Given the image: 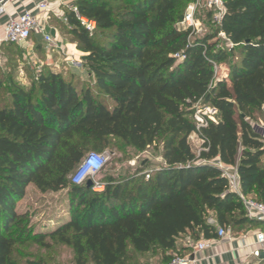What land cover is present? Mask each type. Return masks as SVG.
<instances>
[{"label":"trees","instance_id":"1","mask_svg":"<svg viewBox=\"0 0 264 264\" xmlns=\"http://www.w3.org/2000/svg\"><path fill=\"white\" fill-rule=\"evenodd\" d=\"M192 1L77 0L79 16L96 24L91 34L71 10L62 20L49 18L74 39L95 93L89 86L78 93L53 69L30 73L19 65L24 51L3 46L0 63L9 68L0 70V264H49L42 255H21L28 243L69 247L74 264H168L181 257V238L196 244L216 239L217 227L234 236L263 227L215 164L236 168L241 193L264 204V0H224L219 26L204 11L208 33L188 42L176 25ZM214 64L228 73L218 77ZM199 106L217 113L197 130ZM192 135L201 142L197 153ZM116 142L138 153L160 147L162 163L106 176L101 193L72 183L86 156ZM29 185L67 190L70 220L36 234L28 214L15 210Z\"/></svg>","mask_w":264,"mask_h":264},{"label":"rangeland","instance_id":"2","mask_svg":"<svg viewBox=\"0 0 264 264\" xmlns=\"http://www.w3.org/2000/svg\"><path fill=\"white\" fill-rule=\"evenodd\" d=\"M205 0H202L199 3L198 8V18L202 20L203 30L200 37L206 35L209 31V27L207 24L203 22L204 11L205 8ZM212 26V24H210ZM62 42L60 47L67 52H73L75 54V58L77 62H81V57L83 56L77 49L76 45L73 42L74 39L69 36H61ZM222 45L225 47L226 42L221 40ZM76 51V52H75ZM38 60H40L43 70L53 69L57 72V74L61 75V77L66 81L75 85L77 88V92L79 93L81 88H85L87 86L91 87L93 92L95 93L96 88L91 85V78L87 74L88 72L83 67L82 64L80 67H68L67 64L63 61V53L59 54V52L55 49L51 51V53L47 56L39 55L37 56ZM25 60V59H24ZM20 62V66L23 65L27 69L30 70V73L33 74L32 67L27 63V60L23 61L22 59L18 60ZM24 62V63H23ZM0 70L2 72H7L9 67H6L3 62L0 63ZM24 70V69H23ZM227 68L224 65H217V76L221 77L227 72ZM17 75L14 74L15 79L17 80L19 74L21 76L22 70L17 71ZM25 74L29 73L24 71ZM80 96V94H78ZM3 96H7V93H3ZM264 122V117L261 119ZM116 146L107 149L102 154L106 156V163L102 170L94 175L89 176L83 183H87L88 181L92 182V186L97 184H102L104 182V178L106 176L113 177H124L127 175H133L137 170L145 169V172H149L150 170H154L159 167L162 163L161 161V149L160 147L149 148L144 152L138 153L133 149L127 148L123 144L116 142ZM190 144L195 153L201 146V142L192 135L190 137ZM103 190L98 189L94 191L95 193H101ZM70 194L67 190H61L58 192H40L33 185H29L26 188L25 196L22 200L16 202L15 210L18 214H28L30 221V228L33 231L38 233H46L54 228L68 222L70 220ZM248 229V228H247ZM178 249L180 251L179 255L181 257L187 256L193 252L192 249L188 247L190 244V240L188 238H181L178 240ZM26 248L20 247L19 253L27 258H31L35 254L42 255L45 260L49 264H74V254L71 248L59 245H51L48 250L37 249L32 243H28ZM194 246V244L192 245ZM182 249H189L192 251H181ZM158 258L150 259L149 264H158Z\"/></svg>","mask_w":264,"mask_h":264},{"label":"built area","instance_id":"3","mask_svg":"<svg viewBox=\"0 0 264 264\" xmlns=\"http://www.w3.org/2000/svg\"><path fill=\"white\" fill-rule=\"evenodd\" d=\"M10 0H0V16L5 14V5ZM60 1V0H58ZM202 0H194L189 3L183 15L182 20L177 23L176 29L183 32H188V42L193 38H198L202 34L203 23L198 16L199 3ZM206 11L210 13V23L215 26H219L224 19L226 14V8L224 0H205ZM76 16L77 20L85 27L86 31L91 34L95 28L96 24L93 21L81 18L75 8L70 9ZM41 12L44 14V19L48 20L49 5L46 1L39 3L35 6V12ZM34 11L26 10L19 14L16 18H9L6 24V30L4 37L0 40V44H12L16 45L24 51V59L27 60L28 65L38 74L42 65L40 60H38L37 54L34 52L32 45L30 44L31 37L33 35L42 36L43 42L45 43V52L49 55L53 49L57 50L59 54L63 53V61L68 67H80L82 64L76 61V56L74 53L64 51L60 44L55 41L50 35H44L42 33V27L37 14ZM218 39L224 40L228 47L231 46L229 41L226 39L222 32H219ZM178 60L183 58L180 55L174 56ZM215 73L217 72V65H213ZM217 75V73H216ZM262 112L264 114V105L262 107ZM216 110L207 106L196 107L194 113V121L196 124V129L200 130L207 126L208 122H215ZM261 134L264 143V124L261 127ZM195 136V135H194ZM196 137V136H195ZM106 163V156L103 154H89L86 156L81 164L79 165L77 171L72 177V183L74 185H81L89 177L98 174ZM221 171L222 176L227 180L229 191L234 193L239 201L242 202L243 207L250 219H256L264 222V204L258 203L251 199L250 197L244 196L240 191L239 178L237 175L236 168L225 166L219 162L215 164ZM98 189L103 190V186L94 185L93 191ZM232 234L230 228L217 227L216 229V239L228 240L232 239ZM190 241L189 247L192 246ZM205 248L204 241H199L195 245L197 251H202ZM252 258L264 261V233L256 232L254 241L250 245ZM195 262L190 261L188 258L176 257L168 264H193Z\"/></svg>","mask_w":264,"mask_h":264},{"label":"crops","instance_id":"4","mask_svg":"<svg viewBox=\"0 0 264 264\" xmlns=\"http://www.w3.org/2000/svg\"><path fill=\"white\" fill-rule=\"evenodd\" d=\"M44 1L49 5L48 20L44 19L43 13L35 12V6ZM76 1L77 0H10L5 5L6 13L0 16V40L4 37L6 24L9 18H16L22 12L30 10L38 15L42 27V33L44 35H50L55 41L61 44L62 37L54 27L53 21H50L49 18L57 21L62 20L64 14L63 10H70L73 8ZM30 44L35 53V47H42L43 50L45 48V43L40 35H33ZM4 45L5 44H0V60L3 58ZM43 53L47 56L45 50ZM70 53L73 52L71 51ZM258 231L264 233V225L260 229H247L237 236L232 235L233 238L230 241L219 239L204 241L205 248L202 251H197L195 249L196 243L193 246V252L187 255L186 258L195 262L193 264H260L262 261L252 258L250 248V245L254 241L255 233Z\"/></svg>","mask_w":264,"mask_h":264},{"label":"water","instance_id":"5","mask_svg":"<svg viewBox=\"0 0 264 264\" xmlns=\"http://www.w3.org/2000/svg\"><path fill=\"white\" fill-rule=\"evenodd\" d=\"M87 187L91 188L92 187V182L88 181L87 182Z\"/></svg>","mask_w":264,"mask_h":264}]
</instances>
